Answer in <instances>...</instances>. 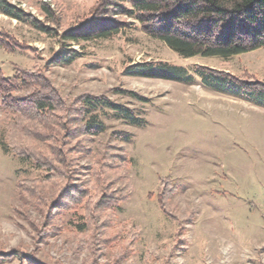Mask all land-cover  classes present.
<instances>
[{"label": "rangeland", "instance_id": "rangeland-1", "mask_svg": "<svg viewBox=\"0 0 264 264\" xmlns=\"http://www.w3.org/2000/svg\"><path fill=\"white\" fill-rule=\"evenodd\" d=\"M8 1L55 32L0 12V32L30 48L0 44L6 75L14 64L36 65L67 104L83 93L106 95L143 121L107 117L105 131L83 140L87 150L69 155L71 180L89 185L99 169L122 200L111 209L82 202L56 211L65 180L43 182L45 168L4 149L3 140L15 145L26 134L9 139L12 115L0 97V253L22 254L0 264H29L30 257L41 264H264V104L217 92L199 78L185 83L125 72L130 64L168 61L190 72L205 65L264 80V47L183 57L127 18V29L110 39L67 42L80 52L73 63L49 64L65 44L62 32L90 16L98 0ZM42 2L54 18L42 13ZM25 179L41 180L37 195L22 198L18 182ZM163 180L172 192L162 193Z\"/></svg>", "mask_w": 264, "mask_h": 264}, {"label": "trees", "instance_id": "trees-1", "mask_svg": "<svg viewBox=\"0 0 264 264\" xmlns=\"http://www.w3.org/2000/svg\"><path fill=\"white\" fill-rule=\"evenodd\" d=\"M40 8L49 19L54 18V12L46 2H42ZM0 12L43 32H55L34 14L8 0H0ZM127 18L137 19L148 35L162 40L183 57L232 56L264 47V0H98L90 16L62 32L65 44L52 56L49 64L73 63L80 52L67 46V42L81 44L110 39L127 29ZM0 44L12 50L18 47L30 49L2 32ZM14 70L13 75H6L0 68L1 103L6 113L12 115L13 131L7 134L9 139H15L20 131L26 136L15 145H8L3 140L4 149L45 168L47 174L43 182L64 178L56 211L82 202L94 205L97 210L111 209L118 204L122 198L108 187L101 170L93 172L89 185L71 180L69 171L73 160L69 155L75 149L87 150L83 140H90L105 131L107 117L130 124H140L143 119L134 109L106 95L83 93L74 98L72 104H67L41 68L14 64ZM125 72L131 76L185 83H193L199 78L203 85L217 92L264 104V80L252 73L236 76L205 65H196L190 72L185 66L168 61L130 64ZM131 94L138 96L134 92ZM129 138V134L123 135V140ZM71 142H75V148L71 147ZM39 181L19 180L22 198L37 195ZM162 184V193L165 187L172 192V184L165 180ZM161 204L168 213L165 203ZM86 227L87 224L78 225L80 231H85ZM16 253H0V258L12 259ZM27 260L29 264H41L32 257Z\"/></svg>", "mask_w": 264, "mask_h": 264}]
</instances>
